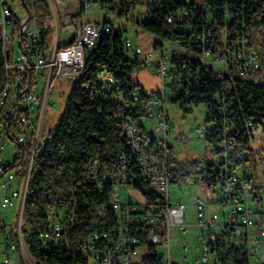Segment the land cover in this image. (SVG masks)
<instances>
[{
  "label": "built area",
  "instance_id": "built-area-1",
  "mask_svg": "<svg viewBox=\"0 0 264 264\" xmlns=\"http://www.w3.org/2000/svg\"><path fill=\"white\" fill-rule=\"evenodd\" d=\"M35 0H24L30 11L18 16L17 0H0V61L2 75L0 78V236L4 238L8 250L18 247L25 252L26 244L22 236L23 212L30 181V175L36 153L43 150L45 143L52 138L55 127L45 133L46 109L51 95L54 80L60 76L78 77L85 68L86 56L94 48L104 34L112 30V21L83 20L80 23L67 24L65 30L69 36L60 40L58 20L56 19V35L48 47L42 37L43 27L38 26V20L32 5ZM61 6H68L69 1L56 0ZM82 10L99 7L100 0H78ZM78 1L65 9V21L71 17L70 12L78 11ZM189 2L190 0H186ZM202 10L198 18L201 25L200 45L205 46V40L211 34L212 28L220 26L216 43L211 40L208 46L198 56L202 67L213 68L220 78L239 76L259 83L264 82V26L259 32L253 28L242 31L240 36L229 38L228 25L239 26L238 11L228 6L214 3L205 14L207 4L214 0H193ZM53 4L54 0H50ZM192 10L184 7L175 16L168 17L169 22L175 19H185L186 28L192 25ZM150 15V12H144ZM56 18V15H55ZM65 41V44H61ZM231 42V43H230ZM166 54L163 50L159 56L146 50L132 39H126L125 47L135 54L146 67L154 68L161 76L163 84L172 80L179 71L175 59L185 68L191 60H180V56L191 51V46H183L176 42ZM19 46L20 53L16 52ZM216 45V46H215ZM43 77L42 88L39 79ZM233 89L232 84L227 86ZM166 91L160 90L157 95L147 101L148 116L156 117L154 131L169 133V121L164 106ZM224 113V110H220ZM218 124L214 118L210 122H200L196 126L199 137H205L211 127ZM127 149H122L119 155V167L115 172L102 171L98 158H93L88 166V180L99 188L105 184L116 188H136L137 177L144 181L146 189L157 193L161 201L148 203L133 198L116 200L112 194V208L116 214L115 223L106 231L93 232L89 239L81 245L85 259L83 264H134L147 252V246L140 242L139 236H144L149 243L168 245V254L162 252L164 264H191L188 253L178 261L173 258L170 245L171 229L188 230L185 222L186 204L182 201L172 202L170 199L171 166L168 160H162L159 154L144 142L142 131L131 121L123 124ZM226 125L224 132L231 129ZM245 135L252 143L264 142V119H247ZM184 141L185 136H178ZM9 142L18 144L19 152L14 158L4 154ZM214 158L203 165L198 175V181L212 191L209 200L196 198L197 224L200 226L199 237L203 243L204 254L196 259L199 264H222L217 258V244L232 241L242 251H247L250 262L264 264V211L263 206L264 180L239 164L243 157V147L235 138L217 134L211 141ZM17 175H23V191L12 187ZM214 183L212 187L208 184ZM137 189V188H136ZM70 190V189H68ZM20 197V216L15 227H9L3 212L14 205ZM49 204L41 218L39 236L46 243L59 245L67 242L66 229L76 219L75 209L67 204L63 193L50 191ZM216 206L211 210V206ZM252 204H258L254 208ZM260 206V207H259ZM219 208L221 211H219ZM259 215V216H257ZM207 226V227H206ZM18 238V241L15 238ZM99 241V243H98ZM200 249V246H197ZM189 251V247H185ZM28 249V248H27ZM30 253V252H29ZM26 255V252H25ZM31 264H41L26 255ZM9 263L6 256L3 264ZM252 264V262H251Z\"/></svg>",
  "mask_w": 264,
  "mask_h": 264
},
{
  "label": "trees",
  "instance_id": "trees-1",
  "mask_svg": "<svg viewBox=\"0 0 264 264\" xmlns=\"http://www.w3.org/2000/svg\"><path fill=\"white\" fill-rule=\"evenodd\" d=\"M128 2L117 1L119 14L124 15ZM214 3L238 11L237 17L241 23L239 26L234 23L228 25L230 39L240 36L247 28H253L256 33L262 30L264 0L209 1L205 14ZM146 6L144 12H150V15L145 16L143 12L139 20L145 30L169 42L192 47L189 53L180 56V60L191 59L185 68L180 66L181 61L174 60L179 71L166 83L169 88L166 99L184 111H188L191 106L206 104L208 114L205 121L218 119V124L210 128L206 139L211 142L218 133L221 136L225 133L238 140L244 150L239 164L245 166L255 156L253 143L245 135V124L250 117L264 119V82L256 83L239 76L231 78L226 75L220 78L213 68L201 66L198 56L211 40L216 43L220 26L212 28L205 40L206 47H202L203 34L198 18L203 12L195 1L152 0ZM184 7L192 10L190 29L186 28L185 19L168 21V17H176ZM32 8L38 21H44L52 14L47 0H35ZM42 37L49 47L53 38L52 28L43 27ZM126 39L129 38L123 37L121 31L117 32L112 23L111 32L100 37L96 46L88 51L85 68L75 78L52 138L35 155L23 212L33 227H23L22 236L30 254L41 264H83L85 259L80 250L81 245L93 232L102 233L116 221L112 208L113 185L108 183L99 188L90 182L87 166L93 158H98L102 171H117L120 152L128 148L124 122L135 123L144 137L142 119L148 116L147 101L160 93V90L155 94L148 92L129 75V71L143 64L125 47ZM65 43L63 41L61 44ZM1 75L0 61V78ZM229 84L233 86L231 92L227 88ZM220 110H224V113H220ZM226 125L232 128L224 132ZM148 136L151 137L148 147L152 149L156 140ZM172 170L171 167V174ZM171 179L175 180V177ZM213 184H208V187ZM135 187L143 193L148 203L161 201L159 195L147 190L144 181L138 177ZM50 191L63 193L68 206L75 209L76 219L66 229L68 243L54 245L44 242L39 236L41 218L48 207ZM139 238L147 246V252L134 264H164L159 246L149 243L145 235ZM15 240L18 241V238ZM224 240L226 242H219L216 247L217 258L222 264H251L247 251H242L232 241Z\"/></svg>",
  "mask_w": 264,
  "mask_h": 264
},
{
  "label": "rangeland",
  "instance_id": "rangeland-1",
  "mask_svg": "<svg viewBox=\"0 0 264 264\" xmlns=\"http://www.w3.org/2000/svg\"><path fill=\"white\" fill-rule=\"evenodd\" d=\"M47 1L52 14L44 21H38V26L51 27L53 36L55 37L57 19L58 31L60 33L58 40L63 35L69 33L68 30L64 29V26L67 24L80 23L83 20L101 21L109 18L117 32L121 31L123 37H129L133 42L142 45L144 49L153 51L154 57L159 56L161 50L168 54V51L172 47V43L169 40L148 32L139 24V20L146 10L147 2L152 0H128L129 2L126 5L124 15L118 13L120 8L117 5L118 0H100L101 6L97 8L87 7L85 10H82L79 1L76 0L78 1V11L70 12L71 17L68 21H65L64 11L67 8L70 10L75 0H66L70 1L67 7L61 6L56 0H54L53 4L50 0ZM16 13L18 16L26 13V8L22 0H17ZM1 31L2 25L0 24V33ZM155 42H158V44L154 47ZM16 52L18 54L20 53L18 45L16 46ZM129 75L134 81L140 82L148 92L155 94L158 90L164 89L166 93H169L167 84H163L160 74L154 68L142 65L129 71ZM74 82V77L65 76H60L54 80L46 109L45 133L58 124L59 118L64 110L66 99L71 92ZM42 85L43 77L39 79V87L42 88ZM164 110L169 121V133L166 138L164 139V134L154 131V123L157 118L146 116L142 119L144 131L143 140L148 145L151 139L148 134L155 138L156 143L152 149L159 154L162 160H168L173 169L171 177H175V180L171 181L169 187L170 199L172 202L182 201L186 204L185 222L187 223L188 230L184 232L181 229H171L169 247L171 246L172 248L173 258L181 261V256H185L188 253L191 264H199L196 262V259L203 256L204 249L199 237L200 226L197 224L196 198L202 197L203 199L209 200L210 196H213V193L199 183L198 175L203 165L214 158V152L212 150V143L205 137H199L196 132V126L206 119L208 107L206 104H199L189 107L188 111H184L176 103L166 99ZM178 136H185V140L183 142L179 141ZM253 146L255 148V156L244 168L260 180H264V142H255ZM19 150L20 147L18 144L9 142L4 154L14 158ZM23 179V175H17V178L11 183L12 187L19 189L21 193L23 191ZM113 198L120 201L127 200L128 198H133L141 202L145 201L143 193L132 187L127 189L116 188ZM262 200L264 203V193ZM19 204L20 197L15 199L14 205L9 206L3 212V216L9 227L14 228L18 222L20 216ZM216 206L215 204L212 205L211 210H215ZM252 206L256 208L258 204H252ZM260 209L264 211V204ZM219 211H221L220 208ZM22 217L23 227L32 229L33 224L28 216L23 214ZM35 227L38 229L37 223ZM186 246L189 247L188 252L185 251ZM197 246H200V249ZM159 248L166 255L168 254L167 244H160ZM25 252L33 262L35 259L29 253L27 247H25ZM25 252L20 247L16 250H8L5 247L3 236H0V264H3L6 256H9L8 264H31ZM254 261L255 258L251 257L252 264H256Z\"/></svg>",
  "mask_w": 264,
  "mask_h": 264
},
{
  "label": "water",
  "instance_id": "water-1",
  "mask_svg": "<svg viewBox=\"0 0 264 264\" xmlns=\"http://www.w3.org/2000/svg\"><path fill=\"white\" fill-rule=\"evenodd\" d=\"M22 1H23L24 6L27 8V10L30 11L27 4L24 2V0H22Z\"/></svg>",
  "mask_w": 264,
  "mask_h": 264
},
{
  "label": "crops",
  "instance_id": "crops-1",
  "mask_svg": "<svg viewBox=\"0 0 264 264\" xmlns=\"http://www.w3.org/2000/svg\"><path fill=\"white\" fill-rule=\"evenodd\" d=\"M76 1V0H75ZM70 2V1H69ZM79 5H80V3H79ZM70 35V32L68 33V34H65L64 36H69ZM129 38V37H128ZM131 39V38H130ZM156 45H155V43H154V47H155Z\"/></svg>",
  "mask_w": 264,
  "mask_h": 264
}]
</instances>
